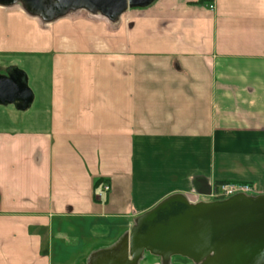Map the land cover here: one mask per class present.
Masks as SVG:
<instances>
[{
    "label": "crops",
    "instance_id": "obj_1",
    "mask_svg": "<svg viewBox=\"0 0 264 264\" xmlns=\"http://www.w3.org/2000/svg\"><path fill=\"white\" fill-rule=\"evenodd\" d=\"M14 69L34 101L22 117L0 105V264H117L172 196L215 202L219 182L264 195V0H156L116 22L0 5V70Z\"/></svg>",
    "mask_w": 264,
    "mask_h": 264
},
{
    "label": "water",
    "instance_id": "obj_2",
    "mask_svg": "<svg viewBox=\"0 0 264 264\" xmlns=\"http://www.w3.org/2000/svg\"><path fill=\"white\" fill-rule=\"evenodd\" d=\"M156 0H0L1 6L20 4L29 14L54 21L77 10L101 14L116 22L129 9H144ZM34 93L25 72H0V105L26 111ZM172 204H183L177 215L153 224ZM147 226L140 233L143 226ZM164 261L186 257L192 264H264V195L239 194L215 202L191 204L184 196H172L145 214L126 236L117 264H138L147 254Z\"/></svg>",
    "mask_w": 264,
    "mask_h": 264
},
{
    "label": "built area",
    "instance_id": "obj_3",
    "mask_svg": "<svg viewBox=\"0 0 264 264\" xmlns=\"http://www.w3.org/2000/svg\"><path fill=\"white\" fill-rule=\"evenodd\" d=\"M210 9L213 10L214 6L211 5ZM252 191L253 189L249 184H242L238 182L222 183L214 188L212 196L214 198V201H218V200L222 201L239 194L253 195ZM109 192H110V186L107 184L103 185L101 190L97 194L98 199L100 200L106 199Z\"/></svg>",
    "mask_w": 264,
    "mask_h": 264
},
{
    "label": "rangeland",
    "instance_id": "obj_4",
    "mask_svg": "<svg viewBox=\"0 0 264 264\" xmlns=\"http://www.w3.org/2000/svg\"><path fill=\"white\" fill-rule=\"evenodd\" d=\"M16 60V64H17V66H19V67H24V68H26V62H25V59H23V58H20V59H15ZM0 72L3 74V75H6V74H8V73H6V70H0ZM31 87V86H30ZM32 88V87H31ZM37 105H38V102L36 101L35 103H34V105H33V108H36L37 107ZM19 114V116L20 117H22L23 115H26V114H24V113H26V112H18ZM222 183H231V182H219V183H216L215 185H214V187H213V189H212V192H211V195L209 196V200L210 201H213L214 200V198H213V196H212V194H213V191H214V188L217 186V185H219V184H222ZM238 183H242V184H249L250 186H251V188L253 189V191H252V193H253V196H255V195H257L258 194V189L255 187V186H253L252 184H250V183H246V182H238ZM153 261V260H152Z\"/></svg>",
    "mask_w": 264,
    "mask_h": 264
},
{
    "label": "flooded vegetation",
    "instance_id": "obj_5",
    "mask_svg": "<svg viewBox=\"0 0 264 264\" xmlns=\"http://www.w3.org/2000/svg\"><path fill=\"white\" fill-rule=\"evenodd\" d=\"M12 71L8 72V73H11ZM178 209V211H180L181 209H183V207H180V206H177L176 207Z\"/></svg>",
    "mask_w": 264,
    "mask_h": 264
}]
</instances>
